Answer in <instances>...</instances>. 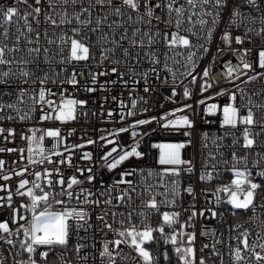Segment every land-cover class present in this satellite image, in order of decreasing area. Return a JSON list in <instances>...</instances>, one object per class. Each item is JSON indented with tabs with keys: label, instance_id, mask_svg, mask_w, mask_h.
Here are the masks:
<instances>
[{
	"label": "built area",
	"instance_id": "obj_1",
	"mask_svg": "<svg viewBox=\"0 0 264 264\" xmlns=\"http://www.w3.org/2000/svg\"><path fill=\"white\" fill-rule=\"evenodd\" d=\"M138 2L137 11L123 0H111L110 4L96 0L65 4L63 0H54L52 5L48 0H41L39 4L36 0H27V4L19 0H0V9L16 7L21 14L30 13L36 7L41 9L38 15L33 14L35 19L29 16L32 33H27L23 20L18 25L25 33L23 36L16 25L0 27V33L8 32L7 39L0 35V46H6L5 58L12 61L0 65V73H10L8 77L0 76V106H3L0 110V129L3 130L0 132V161L4 162L0 169V223H7L14 233L19 230L18 235L0 231V236L4 237L0 239V264H30L31 260L35 264H112L109 257L101 256L105 243L114 264H144L129 243L116 246L111 242L130 239L120 237L118 231L131 225L139 230L145 225L156 229V216L161 214L163 220L164 213H178L179 222L171 226L170 235L154 236L152 241L144 243L154 258L153 264H178L180 254L175 248L187 242L190 233L195 235L192 241L194 264H200L203 254L213 264H264V259H256L257 254L264 257V249L260 247L264 244V68L259 66V53L264 51V23L261 22L264 0H256V7L247 0H225V5L219 9L205 5L213 15L203 17L208 21L203 27L196 22L199 16H193L196 23L191 24L187 20L190 13H186L179 34L190 40V47L179 44L169 47L165 41V33L171 39L176 29L166 23L169 18L166 7L155 5H166L167 0ZM146 4L153 8L150 24L145 15ZM180 5L188 7L186 0H178L177 6ZM117 8L119 14L115 11ZM217 10L219 16L213 24ZM196 11L200 12L199 7ZM236 12L241 15H234ZM48 15L58 26L47 20ZM78 15L79 21L75 19ZM65 18L70 22L60 24ZM88 19L91 23H81ZM97 20L102 23L97 25ZM183 28L191 31H183ZM249 28L252 31H248ZM73 29H79V33ZM226 33L230 42L222 39ZM147 34H151L152 43ZM61 36L81 40L89 47V58L69 59L70 41L62 43ZM237 37L243 42L237 43ZM17 48L20 50L8 52ZM35 48L39 53L29 52ZM154 58L158 62H154ZM241 61L249 62L251 69L244 68ZM206 70L207 76L204 75ZM22 71L30 75L24 77ZM73 74L76 84L70 83ZM45 76L47 80L42 84L40 81ZM90 88L95 90L87 91ZM41 89L45 90L43 102L38 95ZM185 91L188 96L184 95ZM67 99L85 103L77 106L74 119H56L58 111L53 109ZM49 100L55 102L52 107L47 104ZM225 107L238 110L235 127L224 124ZM249 111L256 123H241L240 118L246 117ZM129 112L134 114L128 115ZM46 113L49 119H43ZM166 115L168 121L187 116L192 126L165 128L162 124L167 121L162 118ZM139 120L151 123L133 128ZM124 128L129 131H119ZM246 128L249 139L253 140L249 147H245ZM56 130L59 138L47 135L48 131ZM33 136L36 141L31 139ZM89 140L95 143L88 144ZM37 142L51 162H33L42 159ZM179 144L184 145L178 149L179 158L190 163L160 164L162 152L176 150L157 145ZM76 145L84 147H74ZM133 145L142 154L140 158L131 157L112 170L105 166L101 158L112 148L118 149L113 153L116 157L120 149L131 151ZM13 149L15 151H9ZM84 153H90L91 159H85ZM61 160L64 163H60ZM21 171L23 176L16 175ZM235 171L250 174L251 182L259 185L254 191L253 206L247 209H237L229 203L234 187L229 192H217L218 188L231 185L236 179ZM36 172L41 173L39 183L50 193L52 211L75 207L87 216L86 223L80 222L83 227L69 221L72 227L66 246L51 249L37 246L30 257L21 247L26 239L21 226H28L32 214L21 205H30L31 201L27 196L18 195L17 189L23 179L29 184L20 191L32 187ZM49 172L51 175H47ZM4 176L10 178L5 180ZM90 176L94 179L89 180ZM73 177L82 183L68 188ZM60 179L64 181L63 186L58 183ZM49 180L51 187L47 184ZM121 180L127 182L120 183ZM62 192L64 194L60 195ZM68 192L72 193L70 203L67 202ZM237 195L241 200L245 198L243 193ZM53 197L66 203H55ZM153 197L158 211L148 207ZM85 198L89 202H84ZM171 201L174 203H169ZM42 208L43 205L37 212ZM17 213L26 219L19 220ZM172 235L176 236V245L168 239ZM245 238L249 245L247 250L242 243ZM8 240H12V244ZM78 246L82 247L77 250ZM236 248L241 250V261L235 259ZM44 252L48 253L47 258L42 255Z\"/></svg>",
	"mask_w": 264,
	"mask_h": 264
},
{
	"label": "snow or ice",
	"instance_id": "obj_2",
	"mask_svg": "<svg viewBox=\"0 0 264 264\" xmlns=\"http://www.w3.org/2000/svg\"><path fill=\"white\" fill-rule=\"evenodd\" d=\"M20 3H24L27 4V0H19ZM41 2V0H36V4H39ZM49 4L52 5L54 3V0H48ZM77 3L78 0H63V3L67 4V3ZM97 3H111V0H96ZM247 2L252 5L253 7H256V0H247ZM123 3L125 5H127L128 7H130L133 10H139V2L138 0H123ZM178 4V0H167L166 5H161V4H157L155 5V7L159 8V7H166L167 12H168V20L166 21L167 24L172 25L175 27L176 31L174 33H172V37L171 39L168 38V34L165 33V41L167 42L169 47H175L178 44L179 45H183L185 47H190L191 46V42L188 38L180 35L179 33L182 30V25L185 22V14L186 13H190L187 17V20L189 23L191 24H195L196 22L199 23V25L201 27H203L204 25H206L208 23L207 20H205L203 17L204 16H212L213 13L209 12L205 9V5H212V7L214 9H219L221 7H223L225 5V0H186V4L188 5V7L186 8L184 5H180L177 6ZM199 7L200 12L197 13L196 9ZM145 15L149 18L148 19V23H151V18H153V8L149 7L148 4L145 5ZM85 12H88V9H84ZM116 13L119 14L120 9H115ZM41 12V9L39 7L33 8L32 12L27 13V14H21L19 12V10L16 7H8L6 9H0V15L3 16V21L0 22V27H4L7 28L8 26L11 25H16L17 26V30L20 31L18 25L19 22L21 20L24 21V26L26 28L27 33H32L34 31V29L32 28L30 22H29V16H33V19H35V15H38ZM173 14H175V18L173 20ZM90 15V13H89ZM234 15H241L239 12L234 13ZM193 16H199V20L194 22L192 20ZM219 16V11H216V15L213 17L212 23L215 24L216 23V17ZM156 19H159V17H155ZM76 20H80V16H76L75 17ZM131 19V18H130ZM141 19H143V17H141ZM47 20L53 24V25H57V21L55 19H53V17L51 15L47 16ZM37 23H39V21H36ZM66 22H70L67 21V19H61L60 20V24L66 23ZM262 23H264V19H262L261 21ZM81 23L83 24H89L91 23V20H84L81 21ZM97 25L101 24L102 21L97 20L96 21ZM58 26V25H57ZM95 30V29H94ZM139 31V30H137ZM183 31H191L190 28H183ZM248 31H252L251 28L248 29ZM262 31H264V29H262ZM73 32L75 33H79V29H73ZM0 35H3V37L5 39L8 38V32L7 30H5L3 33H0ZM20 35L23 36L25 35L24 32L20 31ZM149 35L150 39H149V43H152L151 40V34H147ZM39 39V37L37 36V40ZM60 41L62 43H68L70 41V56L69 59L72 60H76V61H80V60H87L89 58V47H87L84 43L81 42V40L79 39H75L72 37H65V36H61ZM222 39L225 42H230V37L229 35L226 33ZM29 43H31L32 41L29 40ZM55 41H49V43H54ZM236 42L237 43H242L243 39L240 37L236 38ZM16 43L19 44V37H17ZM133 43H136V41H133ZM141 46H143V42H141ZM5 48L6 46H0V65H8L11 64L12 61L7 60L5 58ZM20 49H8V52H12V51H19ZM45 51H48L47 49H45ZM29 52H36L39 53V49L35 48V49H30ZM245 55H248V52H245ZM189 61H191V55L188 56ZM23 63H28V61H22ZM154 62H158L155 61L154 58ZM241 63L243 64V67L246 69H251L252 65L247 62V61H241ZM259 66L261 68H264V51H261L259 53ZM113 71H115V69H113ZM232 69H229V72H231ZM9 72H2L0 73V76L3 77H8L9 76ZM103 74V73H102ZM21 75L24 77H28L30 75V73L28 71H22ZM204 75L207 76L208 75V71L206 70L204 72ZM255 77H253L254 79ZM93 79L95 80V77H93ZM47 80V76H45V78L43 80H41L40 82L43 84L45 83ZM27 82V81H25ZM70 83L72 84H76L77 81L75 79V74H73V79L70 81ZM209 87L211 85H208ZM95 89H87V91H94ZM145 91H148V89L146 88ZM50 95H54V93H51L49 91ZM23 95V93H22ZM39 100L40 101H44L45 100V90L41 89L39 92ZM185 96H188L189 93L188 91H185L184 93ZM233 100H235V96L232 97ZM54 101H47V104L49 105V107H52L54 105ZM85 102L83 101H77L75 99H67V100H63L61 105L56 108L53 109L54 111H58V115L56 116V119L59 120H66V119H74V112L77 108L78 105H82ZM7 107H12V105H7ZM133 107H135V104H133ZM190 107V106H189ZM3 106H0V110H2ZM237 109L235 107H225L223 109V115H224V124H230L232 127L236 126L237 123ZM134 113L129 112L128 115H133ZM170 115H175V113H171ZM24 117H22L23 119ZM50 115L49 114H45L43 119H49ZM164 121H167L165 123L162 124L163 127L167 128L170 125L171 126H179V127H191L192 126V122L188 119L187 116H184L180 119L177 120H172V121H168L167 115L165 117L162 118ZM240 122L247 124V125H252L254 123H256V121H254L253 119V114L251 111H249L248 115L246 117H242L240 118ZM151 123L150 120H139L136 121V124H134L132 127L134 128L136 125H143V124H148ZM3 130L0 129V132H2ZM120 132H126L129 131V129L124 128V129H120ZM186 135H188L189 133H185ZM48 136L54 137V138H59L60 137V133L58 130L56 131H48L47 132ZM133 136L136 135L135 132L132 133ZM33 141H36L37 138L35 136H33L31 138ZM41 140L43 139V137L40 138ZM101 139H104V137H102ZM245 147H249L253 144V140L249 139L248 137V129H245ZM59 142V141H58ZM88 144H94L95 141L93 140H89L87 141ZM108 143H115V141H108ZM37 146L39 147V155L42 156V159L39 161H33L35 163H43L44 160H48L49 162H51L50 157L44 155V149L43 147H41L39 145V143L37 142ZM74 147H84V145H76ZM157 147H161V148H170V149H174L176 151H172V152H168V153H161V156L159 158V163L160 164H171V165H176V164H185V163H190L189 161H184L182 159L179 158V152L178 149L184 147L183 144H179V145H157ZM9 151H15L13 150H9ZM23 150H21L22 152ZM118 149L116 147L112 148L111 151H109L105 156H103L101 159L105 162V166L107 168H109V170L115 169L119 164H121L122 162L128 160L131 157H136V158H140L142 156V154L138 151H136V145L132 146L131 151H125L123 149L119 150L118 156L113 157V153L117 152ZM29 152H32V148H29ZM57 155H62L61 153H55ZM109 157H113L111 160H109ZM84 158L85 159H91V154L90 153H84ZM70 160V158H69ZM60 163H64L63 160L60 161ZM4 166V162L0 161V169H2ZM26 171V169H25ZM89 172H91V169H88ZM175 171V170H174ZM132 173H123L122 175H131ZM175 174H178V172H176ZM16 175L18 176H23L24 172H17ZM36 179L35 181L32 182V187L27 188L26 191H20V189H25L26 186L29 184V181L26 179H23L20 181L18 189H17V194L20 196H27L29 198V200L31 201L30 205H21V207L26 208V210L31 212V221L28 224V226H21L22 230H23V235L26 238L22 244L21 247L25 248V251H27L30 254L35 253L37 250V246H47L49 247V249H51V247L53 246H66L67 242H68V236H69V229L72 227V225L69 223V221H73L76 223V225L78 227H83L84 224H81V221H84L86 223V216L87 214L83 211L77 210L75 207L73 208H68L67 206L62 210V211H52L51 210V205L49 203V195L50 193L45 191L44 188L41 186V183H39V181L41 180V173L36 172L34 173ZM47 175H51V173H47ZM249 175L250 174H246L245 172H241V171H235V177L236 179H234L231 182V185L228 187H223V188H218L217 192L223 191V192H229L230 189L232 187L235 188V191H232L231 194V198L229 200V203H231L233 205L234 208L237 209H247L249 206H253V195H254V191L259 187V185L252 183L251 180L249 179ZM262 175H264V173H262ZM5 180L9 179V176H4L3 177ZM211 177L209 176V179ZM89 180L94 179V177H89ZM201 179H204V177L202 176ZM120 183H126L127 181L121 180L119 181ZM58 183L63 186L64 185V181L63 179H60L58 181ZM82 183V181L76 179L75 177L71 178L69 184H68V188H71L72 185H76V184H80ZM47 184L49 187L52 186V181L49 180L47 181ZM245 184H247V189H245ZM39 194H38V192ZM173 192H175V189H173ZM188 192L190 194H192V189L189 188ZM237 193H243L244 195V199L241 200L239 198V196L237 195ZM64 193H60V195H63ZM68 203L71 202L72 200V193L68 192ZM90 195V194H89ZM120 199L122 200L123 197H120ZM8 200H11V196L8 197ZM53 200L55 203L58 204H65L66 202L63 200H55V197H53ZM217 200H219V196H217ZM84 202H89L87 200V198H85ZM93 203H99V201H92ZM108 203H110V201H108ZM169 203H174V201H171ZM41 205H43V208L37 212L38 208H41ZM148 207L153 208V209H157V204L155 201V197L152 198L151 202L148 204ZM158 211V209H157ZM17 215H19L17 213ZM178 213H172L171 215L168 213H164L163 214V221L168 225V226H172L174 223H178L179 221L176 219V217H178ZM196 213H193V216H195ZM201 215H203V213H201ZM213 216H215L216 214L213 213ZM26 219V217H24L23 215H19V220H24ZM100 219H103V217H100ZM121 224L123 225V222H121ZM106 227H111V225H106ZM0 231H2L3 233H7L8 235H18L19 234V230H17V232H13L7 223H0ZM154 231H158L160 232L162 235H164V228L160 227L158 229H153L150 226L145 225V227L142 230L137 229V227L135 225H131L130 227L126 228L124 231H118V235L120 237H126V238H130V239H125V240H115L112 241L111 243L115 244L116 246H119L121 243H129L130 246H132L138 253V255L142 258V260L144 261V264H153V256L151 255V253L145 249V247L143 246L144 243L146 241H152L153 240V232ZM173 231H175V229H173ZM189 235V240H188V244L191 245L192 241L195 239V235L194 233H190ZM3 236H0V239H3ZM168 239L170 240V242L174 245L177 244V240H176V236L172 235V236H168ZM30 241V242H29ZM9 244H12V240H8L7 241ZM244 248L247 250L249 249V245L247 242V239L245 238L242 241ZM82 246H78L77 250H79V248ZM205 247H208V245H205ZM260 247L262 249H264V244H261ZM175 251L177 254H180V259L183 261V264H193L192 259H190V257L194 256V250L192 247L188 246V247H184L183 249L179 246H177L175 248ZM42 255L47 258L48 253L44 252L42 253ZM101 256H107L109 257V259L112 261V264H114V258L112 257V253L109 251V247H108V243L104 244L103 247V251L101 253ZM234 256L236 261H241L243 259V256L241 255V250L240 248H236L234 250ZM165 259H167V254L165 253ZM256 259L257 260H261L264 259V257H261L260 255H256ZM30 264H35L34 260L30 261ZM200 264H204L203 261L200 262Z\"/></svg>",
	"mask_w": 264,
	"mask_h": 264
},
{
	"label": "rangeland",
	"instance_id": "obj_3",
	"mask_svg": "<svg viewBox=\"0 0 264 264\" xmlns=\"http://www.w3.org/2000/svg\"><path fill=\"white\" fill-rule=\"evenodd\" d=\"M253 201H254V195H253ZM153 237H154V232H153ZM188 246L192 247L193 250H194V256L193 257H190V259H192L193 264H194V260H195V248H194L193 242L191 243V245H189L188 244V241L187 242L184 241L179 247H181L183 249L184 247H188ZM200 260L203 261L204 264H213V262L210 260V258L207 255H204V254L201 256V259ZM178 264H183V261L181 259H179V263Z\"/></svg>",
	"mask_w": 264,
	"mask_h": 264
},
{
	"label": "trees",
	"instance_id": "obj_4",
	"mask_svg": "<svg viewBox=\"0 0 264 264\" xmlns=\"http://www.w3.org/2000/svg\"><path fill=\"white\" fill-rule=\"evenodd\" d=\"M155 224L159 225L156 229H158L160 227L164 228V235H170V233L172 232V228L170 226H168L164 221H162L161 214H158L156 216ZM158 235H161V233L158 231H155L154 236H158Z\"/></svg>",
	"mask_w": 264,
	"mask_h": 264
}]
</instances>
